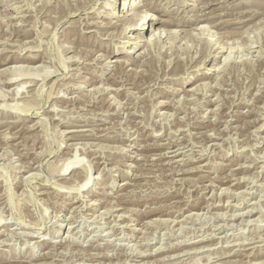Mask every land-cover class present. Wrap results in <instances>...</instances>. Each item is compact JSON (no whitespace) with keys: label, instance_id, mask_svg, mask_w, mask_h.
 Segmentation results:
<instances>
[{"label":"rangeland","instance_id":"1","mask_svg":"<svg viewBox=\"0 0 264 264\" xmlns=\"http://www.w3.org/2000/svg\"><path fill=\"white\" fill-rule=\"evenodd\" d=\"M132 1L0 0V264H264V0Z\"/></svg>","mask_w":264,"mask_h":264},{"label":"bare ground","instance_id":"2","mask_svg":"<svg viewBox=\"0 0 264 264\" xmlns=\"http://www.w3.org/2000/svg\"><path fill=\"white\" fill-rule=\"evenodd\" d=\"M23 1V0H22ZM43 1V0H42ZM113 2H114V4H111L112 5V8H111V10H110V12H108V18H110V19H112V18H115V13L117 12V10L119 11V10H124L125 8L126 9H128L129 7H131V5L133 4V5H135L134 3L135 2H133L132 0H120V2L118 1V7L117 6H115V3H117V0H112ZM4 2V1H3ZM27 2V1H26ZM35 2V1H34ZM37 2V1H36ZM5 5V4H4ZM38 5V4H37ZM263 6V5H262ZM83 7V6H82ZM149 7L150 8H153V7H155V5L153 6H151V5H149ZM78 10V9H77ZM170 9L168 8V9H162V11L161 12H168ZM80 11V10H79ZM70 12V11H69ZM144 12V11H143ZM146 12V11H145ZM71 13V12H70ZM73 13V12H72ZM136 13V12H135ZM26 14V13H25ZM9 15V14H8ZM135 15H137V14H135ZM143 16V15H142ZM147 16L148 15H146V16H144V17H140V18H138L139 19V21H140V19H144V22H143V24L142 25H139L138 23H137V18L134 16V17H132L133 19H134V22L132 23V22H130L129 23V26H128V24H123L124 26L125 25H127L126 27L128 28V27H131L132 29H136V30H140V32H137L136 33V36L134 37L136 40V43H138V44H140V42H141V39H142V37L140 36L143 32H147V34H146V40L149 42V43H151V42H156V41H158V39H160V37L162 36V32H164L163 30H165V29H161V30H159V32H157L156 31V27L154 26V27H151V28H149V29H146L145 28V22H146V18H147ZM119 18V17H118ZM118 18H117V20H118ZM22 19V18H21ZM121 19V18H120ZM125 19H127V18H125ZM132 19V20H133ZM155 19H157V21L160 19V21L163 23V24H165V25H170V24H172V23H174L173 21L174 20H171V18L170 19H168V20H166V19H163L162 18V16H158L157 15V12H155V13H153L152 14V16H150V18L148 19V22H150V24H152V23H154V20ZM188 19H190V18H188ZM122 20L123 19H121V22H122ZM129 20H130V18H129ZM198 20V19H197ZM21 21V20H20ZM36 21V20H35ZM108 21V20H107ZM119 22H120V20H118ZM118 21H117V23H118ZM126 21V20H125ZM124 21V22H125ZM142 21V20H141ZM191 21V20H190ZM25 22V21H24ZM34 22V21H33ZM116 22V21H115ZM176 22V21H175ZM110 23L111 22H109V25H110ZM113 23V22H112ZM125 23H127V22H125ZM12 25V24H11ZM89 25V24H88ZM106 25V24H105ZM111 25H115L114 23L113 24H111ZM122 25V24H121ZM117 26H118V24H117ZM123 27V26H122ZM115 28V27H114ZM118 28V27H117ZM123 30V29H122ZM23 31V30H22ZM21 31V32H22ZM167 31V30H166ZM171 31V30H170ZM24 32H25V30H24ZM23 32V34H25ZM176 33V32H175ZM201 33H204V31H202ZM206 33V32H205ZM13 35V34H12ZM21 35V34H20ZM2 36V35H1ZM208 36H209V34H208ZM133 38V37H132ZM207 39H208V41H209V43H210V45L212 44L213 45V43H211L212 42V39L211 38H209V37H207ZM145 40V41H146ZM146 41V42H147ZM147 42V44H149ZM35 44V43H34ZM19 45V44H18ZM150 45V44H149ZM211 45V46H212ZM26 46V45H25ZM138 46V45H137ZM260 47V46H259ZM25 48V47H24ZM69 48V47H68ZM224 48V47H223ZM231 48V47H230ZM40 49V48H39ZM13 50V49H12ZM19 51V50H18ZM146 51V50H145ZM216 53L217 52H219L218 51V49L216 48ZM214 51V52H215ZM128 52H132V49H128ZM261 52V51H260ZM22 53V52H21ZM85 54V53H84ZM138 54V53H137ZM196 54H198V53H196ZM208 54V53H207ZM141 55V54H140ZM147 55V54H146ZM214 55H217V54H214ZM211 56V55H210ZM209 56V57H210ZM20 55H13V57H8L7 56V58L4 60V62H2L1 64H8V63H11V62H18L19 61V59H20ZM23 57V56H22ZM42 57V56H41ZM143 57H145V56H143ZM147 57V56H146ZM212 57V56H211ZM217 57V56H216ZM71 58H73V57H71ZM76 58V57H75ZM3 59V58H2ZM25 59H27V61L29 60L30 62H33V63H35L38 59H40V57H39V55H27L26 56V58ZM140 59V58H139ZM215 59V58H214ZM24 60V59H23ZM61 60V59H60ZM101 60V59H100ZM117 60V59H116ZM119 60V59H118ZM117 60V61H118ZM121 60V59H120ZM225 60V59H224ZM117 61H115V62H117ZM125 61V60H124ZM62 62V61H61ZM136 61H134V63H135ZM121 63V62H120ZM127 63V62H126ZM132 63V62H131ZM202 63V62H201ZM222 63V62H221ZM105 64V63H104ZM117 64H118V62H117ZM220 64V63H219ZM14 65H16V64H14ZM65 65V64H64ZM119 65V64H118ZM13 65H11V66H8V67H6L5 69H2V71L3 70H5L6 71V69L9 71V72H12V73H10L8 76H6V78L4 79L5 81V84L6 85H12V84H14V83H16V81H14L15 79H14V76H18V79H19V76H20V72L18 73V71L21 69V67L19 66V67H12ZM13 69H12V68ZM64 67V66H63ZM169 67V66H168ZM23 68V67H22ZM10 69H12V70H14V72L12 71V70H10ZM18 69V70H17ZM212 69V68H211ZM30 70V69H29ZM27 71V70H26ZM146 71V70H145ZM9 72H7V73H9ZM215 72V71H214ZM4 73V72H3ZM5 74V73H4ZM122 74H124V73H122ZM22 75V74H21ZM79 75V74H78ZM206 75H207V72H204V74L203 75H201V77L199 76V77H196V79L197 80H199V79H202L203 77L205 78L206 77ZM24 76V75H23ZM97 77V76H96ZM114 78V77H113ZM112 78V79H113ZM176 79V78H175ZM195 79V80H196ZM153 80V79H152ZM194 80V81H195ZM196 80V81H197ZM100 81V80H99ZM103 81V80H102ZM195 81V82H196ZM224 81V80H223ZM128 82V81H127ZM199 82V81H198ZM204 82V81H203ZM200 83V84H196L195 86H194V88H200V86H202L203 87V84L205 83ZM126 83V82H125ZM70 84V83H69ZM99 84V83H98ZM134 84V83H133ZM71 85V84H70ZM116 85V84H115ZM23 86V85H22ZM205 86V85H204ZM207 86V85H206ZM219 86V85H218ZM223 87V86H222ZM79 88H81V87H79ZM97 88V87H96ZM178 88V87H177ZM191 88H193V86H191ZM193 88V89H194ZM205 88V87H204ZM101 89V88H100ZM228 89V88H227ZM20 90V89H19ZM19 90H17V94H18V92H19ZM61 90V89H60ZM109 90V89H108ZM188 90H192V89H188ZM187 90V91H188ZM15 91V90H14ZM62 91V90H61ZM174 91H177L176 89L174 90ZM194 91H195V89H194ZM224 91V90H223ZM6 92V91H5ZM13 92V91H12ZM178 92V91H177ZM185 92V91H184ZM188 92H190V91H188ZM219 92V91H218ZM231 92V91H230ZM3 93V92H2ZM57 93V92H56ZM104 94V93H103ZM106 94V93H105ZM147 94V93H146ZM185 94V93H184ZM183 94V95H184ZM186 94H187V92H186ZM204 94V93H203ZM16 95V94H15ZM19 95V94H18ZM195 95V94H194ZM216 95H218V94H216ZM215 95V97H217ZM188 96V95H187ZM186 96V97H187ZM191 96V95H190ZM6 97V96H5ZM179 98V97H178ZM189 98V97H188ZM220 99V98H219ZM6 100V99H5ZM175 100V99H174ZM179 100V99H178ZM195 100V99H194ZM37 102V101H36ZM215 102V101H214ZM31 103V102H30ZM163 103H164V101H163ZM162 103V104H163ZM21 104V103H20ZM29 105V104H28ZM53 105V104H52ZM51 105V106H52ZM253 105V104H252ZM264 105V104H263ZM12 106V105H11ZM75 106V105H74ZM184 106V105H183ZM231 106V105H230ZM260 106V105H259ZM32 107V106H31ZM203 107V106H202ZM10 108V107H9ZM12 108V109H11ZM10 109H11V111L13 112H16L18 109H21V106H18V105H16V106H12ZM27 108V106L26 105H24V107H23V109H26ZM215 108V107H214ZM252 108V107H251ZM254 108V107H253ZM52 109V108H51ZM50 109V110H51ZM54 109V108H53ZM260 109V108H259ZM31 110V109H30ZM40 111V110H39ZM52 111H54V110H52ZM51 111V112H52ZM59 111V110H58ZM18 112V111H17ZM38 112V111H37ZM40 113V112H39ZM55 113V112H54ZM22 114H23V112H22ZM26 114V113H25ZM38 113H36V115L35 116H39V118H40V115H37ZM58 114V113H57ZM61 115V114H60ZM83 115V114H82ZM16 116V115H15ZM261 118V117H260ZM48 119V118H47ZM256 119V118H255ZM28 121V120H27ZM59 121V120H58ZM37 123H38V121H37ZM40 123H42V122H40ZM65 123V122H64ZM70 123V122H69ZM68 123V124H69ZM70 125V124H69ZM28 126V125H27ZM67 126V125H66ZM75 126V125H74ZM24 127V126H23ZM29 127V126H28ZM32 128V127H31ZM79 128V127H78ZM262 128V127H261ZM24 129V128H23ZM216 130V129H215ZM158 132H160V131H158ZM208 132V131H207ZM93 133V132H92ZM157 133V132H156ZM212 133H213V131H212ZM211 133V134H212ZM14 134V133H13ZM74 135V134H73ZM153 135V134H152ZM158 135V134H157ZM83 136V135H82ZM70 137V136H69ZM154 137V136H153ZM94 143V142H93ZM207 144V143H206ZM96 145V144H95ZM185 145V144H184ZM179 146V145H178ZM68 147H72V146H68ZM169 147V146H168ZM167 147V148H168ZM242 147V146H241ZM126 148V147H125ZM171 148V147H170ZM169 149V148H168ZM203 150V149H202ZM214 150V149H213ZM199 152H200V150H199ZM68 153V152H67ZM69 154V153H68ZM161 154V153H160ZM164 154V153H163ZM182 154V153H181ZM236 154V153H235ZM76 155V154H75ZM184 155V154H183ZM205 155V154H204ZM203 155V156H204ZM209 155V154H208ZM8 156V155H7ZM64 156H65V153H64ZM68 156V155H67ZM164 156V155H163ZM162 156V157H163ZM166 156V155H165ZM10 157V156H9ZM161 157V156H160ZM168 157V156H167ZM190 157V156H189ZM214 158V157H213ZM69 159V158H68ZM197 159V158H196ZM259 159V158H258ZM200 160V159H199ZM236 160V159H235ZM137 161V160H136ZM169 161H171V160H169ZM195 161V160H194ZM58 162V161H57ZM63 162V161H62ZM82 161L79 159V157H77V156H74L73 158H70L68 161L66 160L64 163H63V166H61L60 167V169H59V172H60V175H66V171L70 168V167H75V168H73L71 171H70V173H72L73 172V175H80L81 173H86V176H85V178H84V182H82V185H80L81 187H76V185L75 186H73V187H75L76 189H81V188H84V190L85 189H87L88 191H92V190H90V187H89V183L91 182L90 181V177H91V175H90V170H89V168H87V166H85V165H81V167L82 168H80L81 170H79V165L78 164H80ZM105 163V162H104ZM252 163V162H251ZM239 164V163H238ZM78 165V166H77ZM93 165V164H92ZM130 165V164H129ZM199 165V164H198ZM208 165V164H207ZM76 166L78 167V169L76 168ZM134 166V165H133ZM248 166V165H247ZM51 167V166H50ZM223 167V166H222ZM196 168V167H195ZM71 169V168H70ZM97 169V168H96ZM56 170V169H55ZM194 170V169H193ZM186 172V171H185ZM58 173V172H57ZM69 173V174H70ZM177 173V172H176ZM59 174V173H58ZM83 175V174H82ZM98 176H100V175H98ZM226 176V175H225ZM246 176V175H245ZM135 177V176H134ZM138 177V176H137ZM220 177V176H219ZM95 178V177H94ZM98 178V177H97ZM224 178V177H223ZM223 178H222V180H223ZM241 178V177H240ZM244 178V177H243ZM102 179V178H101ZM242 179V178H241ZM240 179V180H241ZM248 179V178H247ZM98 180V179H97ZM181 180V179H180ZM186 180V179H185ZM243 180V179H242ZM55 181V180H54ZM83 181V180H82ZM237 181V180H236ZM253 183V182H252ZM59 184V183H58ZM71 184V183H70ZM124 184H126V183H124ZM57 185V184H56ZM64 185V184H63ZM60 186V185H59ZM68 186H71V185H69L68 184ZM53 187V186H52ZM229 188V187H228ZM246 188V187H245ZM59 189V188H58ZM76 189H75V191H76ZM225 189V188H224ZM71 190V189H70ZM77 190V191H78ZM231 190V189H230ZM177 191V190H176ZM228 190L226 189V191H225V193L227 192ZM243 191V190H242ZM220 192V191H219ZM229 192V191H228ZM233 192V191H232ZM239 192V191H238ZM222 193H224L223 191H222ZM234 193H236V192H234ZM241 193V192H240ZM239 193V194H240ZM81 194V193H80ZM214 195H215V193H213ZM213 195V196H214ZM222 195V194H221ZM232 195V194H231ZM230 195V196H231ZM1 196V195H0ZM228 196V195H227ZM234 196V195H233ZM220 197V196H219ZM1 198V197H0ZM218 198V197H217ZM221 198V197H220ZM8 199H9V201H10V203H11V201H12V198L10 197V195L8 196ZM121 199V198H120ZM214 199V198H213ZM3 199H0V203H1V201H2ZM200 201H202V200H200ZM213 201V200H212ZM227 201V200H226ZM209 202V201H208ZM214 202V201H213ZM229 202V201H228ZM3 204V203H2ZM1 204V205H2ZM12 205H13V203H12ZM206 205V204H205ZM211 205V204H210ZM209 205V206H210ZM221 206V205H220ZM83 207V206H82ZM92 207V206H91ZM193 208V207H192ZM122 209V208H121ZM250 209V208H249ZM255 209V208H254ZM145 210V209H144ZM171 210H172V208H171ZM248 210V209H247ZM212 211V210H211ZM251 211H252V209H251ZM254 211V210H253ZM252 211V212H253ZM137 212V211H136ZM145 212V211H144ZM227 212V211H226ZM250 212V211H249ZM142 213V212H141ZM243 213V212H242ZM123 214V213H122ZM201 214V213H200ZM221 214V213H220ZM220 214H218V215H220ZM234 214V213H233ZM246 214H247V212H246ZM101 215V214H100ZM111 215H112V213H111ZM115 215V214H114ZM125 215V214H124ZM123 215V216H124ZM198 215V214H197ZM208 215V214H207ZM235 215L236 214H234V217H235ZM241 215V214H240ZM242 215H244V213L242 214ZM251 215H253V214H251ZM259 215V214H258ZM69 216V215H68ZM190 216V215H189ZM223 216H224V213H223ZM249 216V215H248ZM73 217V216H72ZM121 217H122V215H121ZM120 217V218H121ZM193 217V216H192ZM220 217V216H219ZM226 217V216H225ZM243 216H241V218H242ZM252 217V216H251ZM258 217V216H257ZM5 218V217H4ZM56 218V217H55ZM90 218V217H89ZM100 218V217H99ZM254 218V217H253ZM80 219V218H79ZM95 219V218H94ZM129 219H131V218H129ZM154 219V218H153ZM235 219V218H234ZM243 219V218H242ZM251 219V218H250ZM20 220V219H19ZM100 220V219H99ZM105 220V219H104ZM251 220H253V219H251ZM45 221V220H44ZM102 221V220H101ZM163 221V220H162ZM1 219H0V225H2L1 224ZM69 223H70V221H68ZM150 222H152L151 220H150ZM150 222H148V223H150ZM247 222V221H246ZM256 222V221H255ZM22 223V222H21ZM154 223V222H153ZM231 223V222H230ZM253 223V222H252ZM259 223V222H258ZM24 224V223H23ZM26 224V223H25ZM125 224V223H124ZM152 224V223H151ZM212 224V223H211ZM226 224V223H225ZM6 225V224H5ZM213 225V224H212ZM42 225H40V227H38V228H40V229H42V227H41ZM221 226V225H220ZM70 227V226H69ZM231 227V226H230ZM31 228V227H30ZM132 228V227H131ZM219 228V227H218ZM39 229V230H40ZM136 228H134V230H135ZM56 232H58L57 230H56ZM37 236V235H36ZM70 237L72 236V235H69ZM90 236V235H89ZM100 236V235H99ZM117 236V235H116ZM32 237V236H31ZM38 237V236H37ZM209 237V236H208ZM118 238V237H117ZM111 239V238H110ZM205 239V238H204ZM70 240V239H69ZM147 240V239H146ZM200 240H202V239H200ZM212 240V239H211ZM113 241V240H112ZM204 241V240H203ZM254 241V240H253ZM201 242V241H200ZM199 242V243H200ZM5 243V242H4ZM177 243V242H176ZM162 244V243H161ZM235 244V243H234ZM124 245V244H123ZM194 245V244H193ZM193 245H191L192 247H193ZM196 245H197V243H196ZM196 245L194 246V247H196ZM207 245V244H206ZM200 246V245H199ZM228 246V245H227ZM128 247V246H127ZM164 247V246H163ZM162 247V248H163ZM168 247V246H167ZM197 247H198V245H197ZM134 248V247H133ZM157 248V247H156ZM228 248V247H227ZM197 249V248H196ZM32 250V249H31ZM198 250H199V248H198ZM30 252V251H29ZM135 252V251H134ZM147 253V252H146ZM187 253V252H186ZM34 254V253H33ZM32 254V255H33ZM60 254H61V252H60ZM176 254V253H175ZM180 254V253H179ZM182 254V253H181ZM3 255V254H2ZM31 255V256H32ZM47 255V254H46ZM1 256V255H0ZM50 256V255H49ZM173 256V255H172ZM2 257V256H1ZM0 257V258H1ZM14 257V256H13ZM32 257H34V256H32ZM32 257H31V259H32ZM148 257V256H147ZM176 257V256H175ZM5 258V257H4ZM20 258V257H19ZM23 258H25V257H23ZM15 259L14 258V260H13V263H17V262H23V261H26L25 259ZM65 258V257H64ZM172 258V257H171ZM30 259V260H31ZM34 259V258H33ZM12 260V259H11ZM176 260V259H175ZM3 261V260H2ZM10 261V260H9ZM8 261V262H9ZM29 261V260H28ZM11 262V261H10ZM144 263V262H143ZM198 263H199V261H198ZM222 263V262H221ZM220 263V264H221ZM259 263V262H258ZM138 264V263H137Z\"/></svg>","mask_w":264,"mask_h":264}]
</instances>
